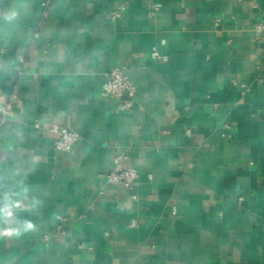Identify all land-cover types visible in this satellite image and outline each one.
Wrapping results in <instances>:
<instances>
[{
	"label": "crops",
	"instance_id": "crops-1",
	"mask_svg": "<svg viewBox=\"0 0 264 264\" xmlns=\"http://www.w3.org/2000/svg\"><path fill=\"white\" fill-rule=\"evenodd\" d=\"M42 1L0 0V193L41 201L0 264H264V0ZM116 66L137 88L127 112L101 97ZM53 124L80 134L71 153ZM118 155L131 190L106 184Z\"/></svg>",
	"mask_w": 264,
	"mask_h": 264
},
{
	"label": "built area",
	"instance_id": "built-area-1",
	"mask_svg": "<svg viewBox=\"0 0 264 264\" xmlns=\"http://www.w3.org/2000/svg\"><path fill=\"white\" fill-rule=\"evenodd\" d=\"M42 8L47 11L50 8L51 1L43 0ZM125 7L120 6L117 10L110 12L109 19L112 22L120 20L125 12ZM159 12V8L153 6L149 11V16H156ZM219 21H217V24ZM255 39L260 41L264 40V20H261L255 24L254 27ZM153 60H163L164 56L161 54L157 47H153L151 52ZM22 70L21 65L16 66V73H20ZM234 85L237 82H232ZM244 93L249 89L245 84H242ZM137 88L130 78L129 72L125 67H111L104 73V82L101 91V97L114 100L118 103V110L120 112H127L131 109L135 98L137 97ZM13 106V98L8 97L3 102H0V128L4 127L9 119L10 112ZM214 107H217L215 105ZM37 129L41 128V124L38 122L35 124ZM48 133L52 136V143L58 153L69 154L73 151L76 144L80 141V134L70 128L61 127L58 124H53L47 128ZM231 126L227 123L222 125L221 137L226 140L233 139V135L230 132ZM187 135L191 134V130L186 131ZM127 156L118 155L112 164V169L107 173L106 184L108 186L120 187L126 190H131L137 185L139 179V173L136 169L128 167L126 161ZM149 180H152V175L148 176ZM134 202L139 200V196L134 194L131 196ZM242 201V198L240 199ZM173 214L177 215V210L173 209ZM58 221L62 226H70L69 218L64 216H58ZM137 225L136 222L132 224L133 227ZM83 246V245H82Z\"/></svg>",
	"mask_w": 264,
	"mask_h": 264
},
{
	"label": "clouds",
	"instance_id": "clouds-1",
	"mask_svg": "<svg viewBox=\"0 0 264 264\" xmlns=\"http://www.w3.org/2000/svg\"><path fill=\"white\" fill-rule=\"evenodd\" d=\"M25 200L29 202L25 204ZM40 204L41 201L36 197H29L26 190L0 193V237L19 236L34 230L35 224L21 213L32 214Z\"/></svg>",
	"mask_w": 264,
	"mask_h": 264
}]
</instances>
